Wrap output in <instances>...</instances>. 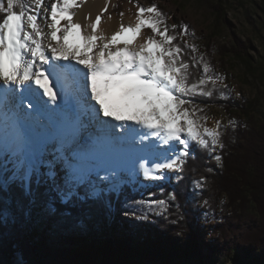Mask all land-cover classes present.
Here are the masks:
<instances>
[{"label": "snow or ice", "instance_id": "obj_1", "mask_svg": "<svg viewBox=\"0 0 264 264\" xmlns=\"http://www.w3.org/2000/svg\"><path fill=\"white\" fill-rule=\"evenodd\" d=\"M74 4L75 0L52 3L51 22L41 24V0H35V9L26 8L25 0H0V219L27 215L28 205L37 197L47 199L49 207L56 201L67 209L78 208L85 199L79 192L81 186L93 198L102 191L117 190L121 174L131 175L137 164L146 178L166 179L164 169L179 170L185 158L194 155L191 142L210 154L216 146H223L220 121L208 127L207 117L197 115L203 109L190 99L196 95L211 97L213 93L206 85H215L220 78L213 79L205 63L201 78L189 81V64L181 59L182 49L174 43L176 35L169 33L155 5H137L135 24H122L107 43L106 37L95 34L100 21L97 16L96 23L90 25L93 34L81 37V48L68 43L70 30L80 28L71 20ZM33 11L35 14H30ZM60 20L67 21L66 26H58ZM45 27L50 32L45 33ZM145 28L152 34L134 45ZM58 32L64 35L60 37ZM125 34L131 35L125 38ZM93 48L98 51L89 55ZM192 50L195 52V46ZM50 77L55 93L49 86ZM69 80L90 86L91 99L99 105L90 107L95 132L87 136L82 135L87 125L81 116L70 106L57 103L58 97L64 99ZM114 94L125 103L109 104ZM25 104L32 112L24 111ZM100 113L121 123L100 120ZM33 121L35 128L21 131L23 123ZM128 121L149 132L137 139L138 133L127 125ZM148 135L156 138L152 152L160 144L167 146L158 157L162 162H149L150 167L145 155L149 146L144 143ZM53 141L55 146L50 147ZM214 159L219 162L221 156ZM104 183L107 189L100 187ZM147 195L149 199L139 203L150 211H166L165 200L151 199V192ZM12 264H27L22 252L14 255Z\"/></svg>", "mask_w": 264, "mask_h": 264}, {"label": "trees", "instance_id": "obj_2", "mask_svg": "<svg viewBox=\"0 0 264 264\" xmlns=\"http://www.w3.org/2000/svg\"><path fill=\"white\" fill-rule=\"evenodd\" d=\"M211 5L215 21L224 23L226 9L222 0ZM167 26L169 33L176 35L174 43L182 49L181 59L189 64L190 82L201 78L205 63L212 65L215 52L221 60L230 55L252 75L264 78V66L254 61L250 45L235 35L229 45L215 50L205 46L204 53L195 55L179 34L184 26H190L186 22L175 25V29ZM194 46L197 50L198 46ZM206 88L213 95H196L194 100L215 104L235 122L221 126L223 146L216 153L221 161L214 159L213 152L191 142L194 155L186 157L167 181L151 180L136 190L124 185L119 191H102L94 198L84 193L81 196L85 199L73 209L56 201L49 207L47 199L37 197L28 205L27 215L18 214L15 220L0 219V264H12L14 255L20 252L27 264H186L197 256L200 201H207L209 210L219 208L225 213L223 223L215 227L221 240L216 248L223 243L230 251L245 250V246L264 247V111L255 121L252 113L257 99L231 97L226 87L210 82ZM163 174L168 173L164 170ZM149 192L154 193V200L167 202L166 211L151 215L148 227L135 238V233L122 224L121 214L142 217L144 205L139 202ZM222 195L229 200L218 206ZM128 224V228L134 226L130 220ZM210 247L215 252L214 246ZM204 259L207 264L215 262L211 255Z\"/></svg>", "mask_w": 264, "mask_h": 264}, {"label": "rangeland", "instance_id": "obj_3", "mask_svg": "<svg viewBox=\"0 0 264 264\" xmlns=\"http://www.w3.org/2000/svg\"><path fill=\"white\" fill-rule=\"evenodd\" d=\"M127 1L145 8L155 5L157 10L163 14L166 25H179L181 22H186L190 28L186 31L182 30V33L180 32L179 34L188 48H192L194 44L198 46L195 55L204 53L203 49H205V46L215 50L217 46L229 45L235 35L241 42L250 45L249 53L253 56L254 61L261 62L264 66V0H222L226 9L224 23H217L215 21L211 4L216 3L217 0ZM25 4L26 8L32 9L35 0H25ZM77 5L80 6V4ZM212 57V65L209 66V70L212 71L213 79L220 78L216 84L226 87L231 97L242 100L257 99L256 110L252 113V116L255 121H258L260 119V112L264 111V78L252 75L246 68L234 61L230 55L221 60L215 52ZM185 98L188 99L189 97ZM194 98L196 96L190 97L194 105L203 109L197 115L207 117L206 124L208 127H214L216 121H220L223 127L229 125L230 119L220 107L207 103L204 100H194ZM185 107H189L191 111L189 105H185ZM218 148L219 146L215 147L213 155H217ZM48 158L50 159L51 157L49 156ZM164 170L168 173L165 174V181L169 179L170 173L178 171L176 169ZM155 175H159V173H155ZM150 180V178L146 179L139 185L134 186L131 180L124 179L119 184L117 190L122 189L124 185H129L132 189L136 190L138 187L148 184ZM100 187L107 189L108 185L104 183ZM79 192L80 195H83L86 192L85 186H81ZM224 197L225 195H222L217 203L218 206L225 205L228 202L229 199H225ZM144 199H149L147 194L144 196ZM151 199L153 198L151 197ZM198 207L201 213V216L196 219V229L199 231L197 241L198 251L196 253L197 256L189 259L187 264H207V261L204 259L206 255H211V258L215 260L214 264H220L219 262L221 264H264V247L250 248L249 246H245V250L236 249L230 251V247L226 243H223L220 248H216L221 243V240L217 237L218 233L215 231V227L223 223L225 213L219 208L216 211L209 210L205 201H200ZM228 209L231 210L232 207ZM141 211L142 217L139 219L135 216L128 218V216L121 214L122 224L128 231L135 233V238L141 234L142 228L148 227L150 216L154 215L159 209L150 211L144 205ZM129 220L134 225L131 228H128ZM212 245L215 248V252L209 250Z\"/></svg>", "mask_w": 264, "mask_h": 264}, {"label": "bare ground", "instance_id": "obj_4", "mask_svg": "<svg viewBox=\"0 0 264 264\" xmlns=\"http://www.w3.org/2000/svg\"><path fill=\"white\" fill-rule=\"evenodd\" d=\"M57 0H41V7L39 11L38 20L41 22V24H44L45 22L50 23L51 19V4L56 3ZM77 4H80L78 6ZM137 5L138 4H131L129 1H118V0H75L74 6L70 9V15L72 23L80 25L79 29H72L67 34L68 35V43L72 46L79 45L81 48H83V41L81 39L84 35H90L92 33V29L90 25L92 23H96V17H100V21L97 24L96 29V35H102L106 37L105 43L110 40L111 36L115 34L117 31H119L120 26L123 24L124 26L134 25L135 19H136V13H137ZM32 9H35V4L32 5ZM123 13V15H121ZM30 14H35V12H31ZM67 21L60 20L59 25L60 27L66 26ZM45 33L50 32L49 29L46 27L43 29ZM150 29H142V34L137 35L136 39L133 41L134 45H137L139 43H142L148 35H151ZM58 36L62 37L64 33L58 32ZM131 34H125V38L127 36H130ZM50 38V37H49ZM47 41H45L46 43ZM62 42V40H61ZM52 43H56L53 41ZM99 43V41H97ZM123 45H117L115 47H122ZM98 50L96 48H93L92 52L89 53V55H95ZM49 55L51 53L49 52ZM61 64H67V61H60ZM71 63L75 64V61H72ZM77 67L83 68L82 65H77ZM2 83V82H0ZM49 86L53 87L52 85V78H49ZM53 92H56V88L53 87ZM77 95V97H76ZM47 99V98H45ZM57 103L61 105V107H68L70 106L71 111L74 114H79L81 116V120L83 124L87 125L85 129L82 131V135L87 136L90 133L95 132V125L92 123L91 120V113H90V107L95 106L96 108L99 107V105H96L95 101L91 99V89L90 86L85 85L83 82H80L79 84L73 83L71 80L68 81V86L65 89V95L64 99L61 100L58 97ZM109 104L111 105H122L125 103L119 96L113 95L109 101ZM163 101L161 102V107H163ZM143 107V105H141ZM24 111L25 112H32L31 108H28L27 105H24ZM100 120H107L110 123L113 124H119L121 122L112 120L111 117H104L102 113L99 114L98 117ZM45 121H47V117H43ZM128 126H131L132 128H135L138 135L137 139L139 138V135H144L149 132L148 129L136 125L134 121H128L126 122ZM29 126L25 127L22 124L21 131L28 132L31 129L35 128V122H29ZM55 126V121H53V127ZM145 145L149 146L148 151H146L145 155L147 156L146 165L151 166V163L155 162H162L158 157L164 153L167 150V146L160 144L159 148L156 149L155 152L151 151L152 145L156 143V138L152 137L151 135H148V139L145 140ZM55 146V141L52 142L50 147ZM181 146L177 144V149L179 150ZM151 162V163H149ZM60 165H56V170L59 171ZM155 174V173H153ZM124 179L131 180V183L134 186L139 185L143 181H145L146 178L143 175V170L139 168L138 164L135 168V171L130 175L127 172H124L121 174V180L123 182Z\"/></svg>", "mask_w": 264, "mask_h": 264}, {"label": "water", "instance_id": "obj_5", "mask_svg": "<svg viewBox=\"0 0 264 264\" xmlns=\"http://www.w3.org/2000/svg\"><path fill=\"white\" fill-rule=\"evenodd\" d=\"M198 258V257H197ZM190 262V261H189ZM187 264V263H186ZM189 264V263H188Z\"/></svg>", "mask_w": 264, "mask_h": 264}]
</instances>
